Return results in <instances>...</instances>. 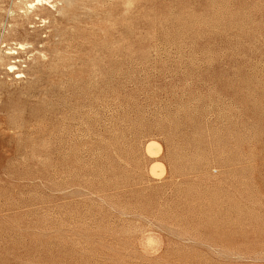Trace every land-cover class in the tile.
Returning <instances> with one entry per match:
<instances>
[{
  "label": "rangeland",
  "instance_id": "374dc122",
  "mask_svg": "<svg viewBox=\"0 0 264 264\" xmlns=\"http://www.w3.org/2000/svg\"><path fill=\"white\" fill-rule=\"evenodd\" d=\"M46 1L0 0V264H264V0Z\"/></svg>",
  "mask_w": 264,
  "mask_h": 264
},
{
  "label": "bare ground",
  "instance_id": "6f19581e",
  "mask_svg": "<svg viewBox=\"0 0 264 264\" xmlns=\"http://www.w3.org/2000/svg\"><path fill=\"white\" fill-rule=\"evenodd\" d=\"M36 2H37V3H40V4H41L42 2L47 3L46 0H36ZM37 3H36V4H37ZM32 6H33V5H31V7H32ZM9 53L11 54V52H9ZM13 53H14V52H13ZM9 69H10V70H13V69H14V66H10Z\"/></svg>",
  "mask_w": 264,
  "mask_h": 264
}]
</instances>
